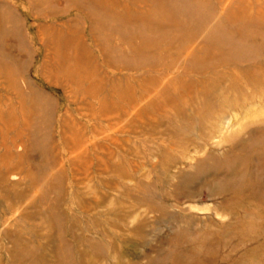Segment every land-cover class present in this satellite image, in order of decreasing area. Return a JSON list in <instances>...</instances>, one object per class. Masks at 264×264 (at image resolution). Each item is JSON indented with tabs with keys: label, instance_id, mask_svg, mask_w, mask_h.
Returning a JSON list of instances; mask_svg holds the SVG:
<instances>
[{
	"label": "rangeland",
	"instance_id": "374dc122",
	"mask_svg": "<svg viewBox=\"0 0 264 264\" xmlns=\"http://www.w3.org/2000/svg\"><path fill=\"white\" fill-rule=\"evenodd\" d=\"M110 1L0 0V264H264V0Z\"/></svg>",
	"mask_w": 264,
	"mask_h": 264
},
{
	"label": "bare ground",
	"instance_id": "6f19581e",
	"mask_svg": "<svg viewBox=\"0 0 264 264\" xmlns=\"http://www.w3.org/2000/svg\"><path fill=\"white\" fill-rule=\"evenodd\" d=\"M70 3H72V4H74V5H77V3L79 2V1H83V0H68ZM84 1H86V3H88V6H92V5H103V6H105V7H109L110 5L112 6V2L110 1V0H84ZM167 6H169L170 8H171V6H172V4H170V3H168L167 4ZM87 12V14H86V16L88 17V15H89V17L90 18H96V16L98 15V14H100V13H95V12H93V11H91L90 9L88 10V11H86ZM100 16V15H99ZM187 18V17H186ZM192 21V20H191ZM52 31V30H51ZM52 33H53V31H52ZM214 43L215 44H217V43H226L224 40H221V41H219V39H216V40H214ZM171 44V43H170ZM231 44H229L228 46H230ZM214 47V46H213ZM227 46H222V48L223 49H226V50H223V51H220V53H221V55H223V56H226L227 54H228V52H227V48H226ZM217 50H219V48H216ZM189 55V54H188ZM187 55V56H188ZM186 56V55H185ZM225 58V57H224ZM224 58H219V61L218 62H215V63H212V64H207V66H206V64H205V66H203L202 68L203 69H201V73H199V74H197V76H196V78L195 77H193V76H189L188 78H186V80H185V82H184V84H185V88L183 89V90H185V92H187L188 93V95H186V96H188V97H190L191 98V100H192V102L195 100L194 99V95H195V92H194V89H195V87L196 86H200V85H207V86H210V87H212L213 88V82L214 81H211V80H208V79H206V78H203L204 77V75H207V74H214V72H215V70H216V68H218V67H228V66H231L232 65V62L231 61H233V59L230 61V59H229V62L228 61H226ZM227 59H228V57H227ZM174 61H172V63H173ZM194 63V65H196V63H199L198 61L197 62H193ZM174 64V63H173ZM171 67V63H170V65L167 67L166 66V68H170ZM185 68H184V71L186 72V73H191V72H194V71H192V70H194V68H192L193 67V64H192V67H191V64H188V63H186L185 64V66H184ZM198 70V69H197ZM196 70V71H197ZM157 71V70H156ZM199 71V70H198ZM50 73V72H49ZM157 73V72H156ZM166 73V72H165ZM2 74V72L0 73V75ZM79 75V74H78ZM82 77H83V75L81 74V77L79 76V79H78V82L80 83L81 82V79H82ZM213 77H215V78H217V79H220V80H230L231 82H232V89H233V91L234 92H236V93H239L240 91H241V89H240V87H242V84L243 83H241V81L239 80V78L238 77H233V74H229V73H220V74H218L217 76H213ZM97 79V78H96ZM147 81V80H146ZM1 82V81H0ZM2 82L3 83H5V84H7L5 81H3L2 80ZM161 81L159 80V82H158V79H157V81L155 80V81H153V82H151L152 83V86L150 87V88H147V89H144V88H140V91L139 92H137V98L135 99V100H143L145 97H147L148 95H149V93L152 91V89L155 87L154 86V84H156L157 83V85H159V83H160ZM167 82H163L162 84H161V86H165V84H166ZM12 84V83H11ZM77 84V83H76ZM96 84V83H95ZM210 84V85H209ZM14 85V84H13ZM139 85H140V83L138 82V84H137V86H136V88H138L139 87ZM256 85V84H255ZM254 84L252 85V86H255ZM202 87V86H201ZM8 88H10L11 89V86H9V85H7V88L6 89H8ZM17 89V88H16ZM130 90V88L129 87H127V88H125V90H124V93H123V90H122V87H120L119 89H118V86H115V88H113L112 89V92H111V96H112V94H114V95H116V97L117 96H119V97H122V104L125 106L126 105V107H128V108H131V107H133L134 106V101H132V99L133 98H130L129 96H128V94H127V91H129ZM142 90H144V91H142ZM119 91V92H118ZM141 91H142V93H141ZM196 91V90H195ZM92 92V91H91ZM121 92V93H120ZM130 92V91H129ZM93 93V92H92ZM133 93V92H132ZM125 94V95H124ZM216 94H218V93H216ZM93 95H94V93H93ZM104 95V94H103ZM214 95V94H213ZM161 96L164 98V96L166 97V99H167V94H166V91L165 90H163V92H162V94H161ZM215 96H217V95H215ZM194 99V100H193ZM6 100V99H5ZM98 100V99H97ZM168 100V99H167ZM9 101V100H8ZM17 102V101H16ZM4 104V103H3ZM98 105V104H97ZM11 108V107H10ZM101 108V107H100ZM0 109H1V107H0ZM11 112V111H10ZM145 112V111H144ZM13 113V112H12ZM125 113V112H124ZM111 114V113H110ZM144 116H145V113L144 114H142V112L140 113V114H137V117L138 118H144ZM134 129V128H133ZM74 149V148H73ZM1 179V178H0ZM1 181V180H0ZM1 183V182H0Z\"/></svg>",
	"mask_w": 264,
	"mask_h": 264
}]
</instances>
